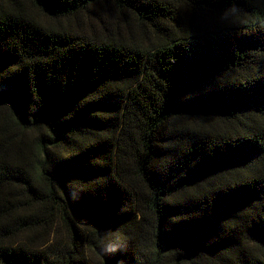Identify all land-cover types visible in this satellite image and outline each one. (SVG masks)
Segmentation results:
<instances>
[{"label":"trees","instance_id":"obj_1","mask_svg":"<svg viewBox=\"0 0 264 264\" xmlns=\"http://www.w3.org/2000/svg\"><path fill=\"white\" fill-rule=\"evenodd\" d=\"M0 264H264V0H0Z\"/></svg>","mask_w":264,"mask_h":264}]
</instances>
